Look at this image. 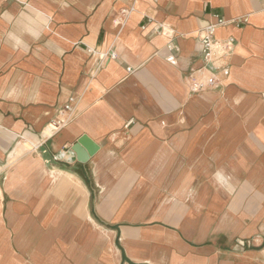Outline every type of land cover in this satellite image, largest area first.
I'll use <instances>...</instances> for the list:
<instances>
[{
	"label": "crops",
	"instance_id": "obj_1",
	"mask_svg": "<svg viewBox=\"0 0 264 264\" xmlns=\"http://www.w3.org/2000/svg\"><path fill=\"white\" fill-rule=\"evenodd\" d=\"M0 264H264V0H0Z\"/></svg>",
	"mask_w": 264,
	"mask_h": 264
},
{
	"label": "built area",
	"instance_id": "obj_2",
	"mask_svg": "<svg viewBox=\"0 0 264 264\" xmlns=\"http://www.w3.org/2000/svg\"><path fill=\"white\" fill-rule=\"evenodd\" d=\"M220 24H223V21H220L217 25ZM215 27L216 25L209 26L205 32V35L198 41L204 58V70L206 71H204L202 75L199 76H190L189 86L193 93H200L210 87L217 85L215 72L211 71L208 67L213 64V60L217 56H222L228 52L233 44L232 40L225 43L214 42L213 36ZM73 103L74 99H71L70 102L60 111V116L54 123L57 128L65 127L71 121L73 114ZM248 244L250 247H259L263 244V240L260 237H256L251 239Z\"/></svg>",
	"mask_w": 264,
	"mask_h": 264
},
{
	"label": "clouds",
	"instance_id": "obj_3",
	"mask_svg": "<svg viewBox=\"0 0 264 264\" xmlns=\"http://www.w3.org/2000/svg\"><path fill=\"white\" fill-rule=\"evenodd\" d=\"M214 179L216 180L217 184L224 189H227L231 182V177L222 169L216 171L214 174Z\"/></svg>",
	"mask_w": 264,
	"mask_h": 264
},
{
	"label": "water",
	"instance_id": "obj_4",
	"mask_svg": "<svg viewBox=\"0 0 264 264\" xmlns=\"http://www.w3.org/2000/svg\"><path fill=\"white\" fill-rule=\"evenodd\" d=\"M72 152L75 153L77 160L81 163H86L89 160V154L86 153L81 147L80 144H75L73 146Z\"/></svg>",
	"mask_w": 264,
	"mask_h": 264
}]
</instances>
